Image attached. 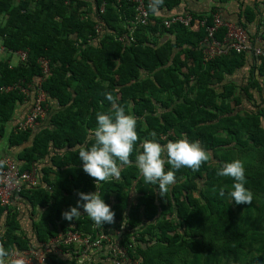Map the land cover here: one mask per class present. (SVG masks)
Wrapping results in <instances>:
<instances>
[{
	"label": "trees",
	"instance_id": "1",
	"mask_svg": "<svg viewBox=\"0 0 264 264\" xmlns=\"http://www.w3.org/2000/svg\"><path fill=\"white\" fill-rule=\"evenodd\" d=\"M93 1L94 10H87ZM93 1L0 0L4 46L28 55L16 67L0 64V88L19 86L7 93L0 89V123L11 120L27 96L22 89L32 91L38 78L45 79L41 88L49 97L47 103L52 99L60 107L51 112L50 126L20 156L25 167L49 161L42 184L20 195L33 208L43 209L34 228L38 242L49 243L69 231L91 242L101 234L110 239L102 243L108 254L99 261L82 259L75 245L62 244L61 253H50L49 260L52 264H117L110 247L118 245L127 250L122 264H264V106L254 100L250 88L238 91L226 84L217 92L227 76L243 67L246 53L205 62L206 26L195 23L193 30L182 25L164 30L159 21L150 23L151 17L147 26H134L133 3ZM213 16L206 17L208 25ZM157 32L173 35L176 47L169 41L151 43L150 35ZM227 32L228 27H221L217 38L224 40ZM40 60L48 63L46 74ZM259 60L263 77L264 60ZM249 85L260 91L253 75ZM106 92L120 105L131 106L140 141L132 165L122 169L120 179L101 183L97 189L95 180L83 171L79 149L94 142L90 137L97 112L111 111ZM242 92L250 106L244 104ZM152 132L162 145L185 137L199 141L212 154L211 160L198 171H176L175 185L160 195L158 185L145 183L135 167L140 144L151 140ZM4 134L0 125V136ZM32 137L30 130L18 131L11 134L10 143L23 145ZM235 159L245 164L251 205L232 201L228 193L235 181L217 175L223 164ZM166 170L171 166L166 165ZM97 190L115 212L114 224L96 226L82 208L78 220L62 219L63 212L77 205V193ZM4 214L7 230L0 244L10 252H27L31 247L27 234L11 210L0 204V218ZM254 250L252 256L243 255ZM61 255L69 258L63 260Z\"/></svg>",
	"mask_w": 264,
	"mask_h": 264
},
{
	"label": "clouds",
	"instance_id": "2",
	"mask_svg": "<svg viewBox=\"0 0 264 264\" xmlns=\"http://www.w3.org/2000/svg\"><path fill=\"white\" fill-rule=\"evenodd\" d=\"M164 0H150L149 10L154 15H160ZM116 63H119L117 61ZM105 97L111 102L109 113L97 112V126L91 132L94 141L90 147H80L79 159L83 162V171L93 178L97 189L104 182L118 180L122 169L131 166L133 153L140 141L137 131L138 120L131 114V106L120 105L109 92ZM156 132L151 133V140L145 139L139 152L135 156V167L142 175L145 183L158 185V192L167 193L176 183V171L188 168L198 171L204 164L210 162L212 154L206 151L199 141L190 142L186 137L175 142L162 145L156 140ZM6 161L0 160V170L5 167ZM170 165L172 170H166ZM220 177H230L235 183L228 195L237 205H251L253 193L245 187L246 169L240 159H235L222 165L217 171ZM220 196L225 195L223 188ZM79 200L75 207L62 213L66 221L78 220L82 213L86 214L96 226L115 223V212L101 198L99 191L95 193H77ZM13 253L0 244V264H24L23 259H11Z\"/></svg>",
	"mask_w": 264,
	"mask_h": 264
},
{
	"label": "crops",
	"instance_id": "3",
	"mask_svg": "<svg viewBox=\"0 0 264 264\" xmlns=\"http://www.w3.org/2000/svg\"><path fill=\"white\" fill-rule=\"evenodd\" d=\"M94 8V1L87 6V10L89 11L94 10ZM211 13H214V16L219 15L227 27L245 30L250 41H252L251 38H253L255 39V41H260L264 45V0H164V4L161 6L160 15L151 14L152 20L150 21V23H156L157 20L160 22V26H163L164 30H169L163 25V21L172 20L174 17L178 16L191 15L193 18L198 19L197 22H193L188 27L182 24L175 25H182L185 28L193 30V25L195 23L199 24L200 26H204L200 21H205V25L207 26L208 24L206 17H208ZM133 21L134 19L131 21L132 24ZM100 32L101 31L99 30L97 33L99 34ZM150 38L151 43H153L155 46L163 45L169 41L172 42L174 48L176 47L175 37L168 33L157 32L155 36L150 35ZM20 54L21 52L12 53L9 49L4 46L2 39L0 38V64L7 63L10 68L16 67L20 65V63H22ZM13 55L19 56L20 60L16 64L12 62ZM244 61L245 62L243 67H241L235 74L227 76L223 84L217 86V92H221L223 90V86L226 84H232L236 86L237 90L241 88H250V93L254 97V100H256L257 102H262L258 104H262L264 106V76H260L259 72L261 61L252 52H248L245 54ZM43 73L46 74L45 72ZM252 75L253 77H255V81L258 82L260 91L251 89L249 85L250 78L252 77ZM44 80V78H38L35 88H32V91L28 89L27 92L24 93L27 96H30L31 94L30 98L26 96L23 102L18 103L17 109L15 110V113L10 121L6 123H0V125L5 127V134L3 136H0V160L8 159L14 162L17 166L21 167L22 171L35 173L36 185L34 186V188L42 184V178L44 175L43 169L45 168L44 166H47L49 161H45L44 164L41 165L40 163H37V166L32 165L31 167H25V164L20 156L26 148L32 145L35 136L44 127L50 126L49 116L51 112L53 115L54 110L59 111L60 109L58 103L55 100L50 99V101H48L47 103V99H49V97L47 96V93L41 88ZM1 92L7 93L6 91L2 90ZM40 92L44 94V117L40 119L38 125L34 129L30 130L33 133V137L28 143H25L23 145H11V134L17 133L19 131V126L26 121L27 116L33 109L35 99L39 96ZM242 95L244 98V104L250 106L251 103L249 102L246 93L242 92ZM50 107H52V110H49ZM53 155H55V152L53 153ZM50 178L54 180L55 175L51 174ZM25 189L33 188H29L26 186ZM20 195H15V197L12 199L11 205L8 206V209H10L11 213L17 217L21 230L25 234H27V237L30 240L31 247L30 250L27 251V253H33V251H40L43 243L38 242L36 231L34 228L35 224L38 223L41 218L43 209L33 208L32 204L26 198ZM6 216L7 215L4 214L0 218V240L7 230ZM57 239H59V237L51 239L49 243L51 241H56ZM16 251L17 250H15L14 252ZM107 251L105 248H103L93 253H89L88 255L83 253L82 254L83 258L89 259L90 257L99 261L102 257L107 256ZM53 254H59V251L54 252ZM67 257L69 258V256L67 255L66 257L61 255V258L63 260L68 259ZM51 261L52 260L45 264H52Z\"/></svg>",
	"mask_w": 264,
	"mask_h": 264
},
{
	"label": "built area",
	"instance_id": "4",
	"mask_svg": "<svg viewBox=\"0 0 264 264\" xmlns=\"http://www.w3.org/2000/svg\"><path fill=\"white\" fill-rule=\"evenodd\" d=\"M68 3L71 0H66ZM120 1V0H117ZM135 5V17L133 21L134 26L142 25L147 26L151 17L148 5V0H128ZM105 6L101 8V13L104 12ZM198 19L193 18L191 15L174 17L172 20L163 21V25L170 29L175 24H182L184 26H190L193 22H197ZM206 26L205 21H200ZM221 27H227L222 21L219 15H215L212 19V24L206 26L207 36L203 41L205 50L203 53V59L205 62H210L218 57L226 56L232 52L237 54H243L252 52L259 59L264 60V45L260 41L253 43L249 40L247 33L243 29H235L228 27V32L223 41L217 39V33ZM100 29L98 28V31ZM125 36L120 37V41H124ZM131 40H133L131 38ZM21 61L25 63L27 61V52H21ZM40 64L45 73L49 71L48 63L45 60H40ZM19 88V86H16ZM16 87H4L2 91H12ZM23 93L27 92V89H22ZM45 115L44 108V94L40 92L39 96L35 99L33 109L27 116L26 121L18 128L19 131H26L34 129L40 119ZM6 161L5 167L0 170V204L2 207H8L11 205L12 199L22 193L27 187L34 188L36 185L35 173L22 171L21 167L17 166L14 162L4 159ZM120 235V232H119ZM110 241V239L101 234L99 238L91 242L90 238H83L81 234L69 231L65 236H60L56 241L42 244L40 251H33V253H13L12 259H23L24 264H45L50 262L49 254L58 252L61 253V244L69 247L75 245L77 252L88 255L97 250L102 249V243ZM113 255L117 258V264H122L127 257V250L124 247L113 246L110 247ZM87 259V258H82ZM91 258L89 257L88 260ZM81 260L80 262H82ZM129 261V260H127Z\"/></svg>",
	"mask_w": 264,
	"mask_h": 264
},
{
	"label": "rangeland",
	"instance_id": "5",
	"mask_svg": "<svg viewBox=\"0 0 264 264\" xmlns=\"http://www.w3.org/2000/svg\"><path fill=\"white\" fill-rule=\"evenodd\" d=\"M17 1V0H16ZM19 56H17V55H13V59H12V62L14 63V64H16V63H18L19 62ZM254 252V253H253ZM252 253H249V252H244V254L243 255H248V254H250V256H252L253 254H255L256 252H255V250L253 251ZM246 257V256H245ZM244 257V258H245Z\"/></svg>",
	"mask_w": 264,
	"mask_h": 264
}]
</instances>
